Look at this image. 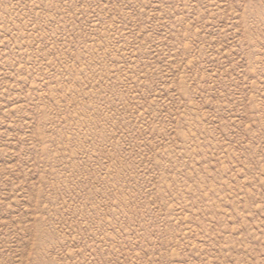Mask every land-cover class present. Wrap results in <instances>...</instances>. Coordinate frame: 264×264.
Wrapping results in <instances>:
<instances>
[{"label":"rangeland","instance_id":"1","mask_svg":"<svg viewBox=\"0 0 264 264\" xmlns=\"http://www.w3.org/2000/svg\"><path fill=\"white\" fill-rule=\"evenodd\" d=\"M0 264H264V0H0Z\"/></svg>","mask_w":264,"mask_h":264}]
</instances>
